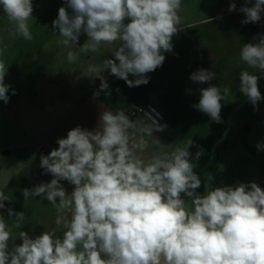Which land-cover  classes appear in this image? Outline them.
I'll use <instances>...</instances> for the list:
<instances>
[{"label":"clouds","instance_id":"1","mask_svg":"<svg viewBox=\"0 0 264 264\" xmlns=\"http://www.w3.org/2000/svg\"><path fill=\"white\" fill-rule=\"evenodd\" d=\"M64 4L52 28L70 62L78 59L73 46L86 56L101 45L115 44L114 58L88 69L101 80L105 94V71L128 87L147 85L148 74L163 66L165 53L173 51V37L184 29L182 0ZM0 10L13 26L11 37L32 39L28 22L33 0H0ZM228 11L243 13V25L259 23L264 0H244L239 8L232 0ZM81 35L86 37L83 44ZM253 41L242 45L239 56L256 71L239 72L238 91L258 110L264 100L258 87L264 77V33ZM6 73L0 60V101L5 104L17 94L5 83ZM216 78L206 68L189 76L195 84H208L199 89L193 108L221 123V101L227 102L230 88L211 84ZM155 111L132 118L124 111L102 110L95 129L76 126L57 138L58 147L40 154V167L52 178L23 189L22 195L47 200L56 211V228L38 235L24 231L25 213L7 207L9 198L0 191V210L7 209L12 219L9 224L0 215V264H264V189L255 181L212 187L209 176L205 191L198 192L202 180L194 169L203 149L193 157V141L178 140L168 151L169 145L154 135L166 128ZM150 142L154 151L146 155ZM256 148L264 151V142ZM62 181L74 186L70 193Z\"/></svg>","mask_w":264,"mask_h":264},{"label":"crops","instance_id":"2","mask_svg":"<svg viewBox=\"0 0 264 264\" xmlns=\"http://www.w3.org/2000/svg\"><path fill=\"white\" fill-rule=\"evenodd\" d=\"M185 2L186 0H182V3ZM182 13L181 9L180 14ZM223 14L203 17L197 22L185 23L181 26L184 29L172 40L173 51L165 53L166 60L162 67L148 74L151 79L147 85L128 87L124 80L117 79L108 71L103 72L102 75L109 85V94L100 90L101 80L94 78L95 74H90L88 69L90 66L101 65L106 58H114L111 52L115 44L101 45L98 52L86 56H80L79 46H73L72 50L78 54L75 62L68 60L66 48L63 58L52 52L56 61L50 69L55 71L53 78L58 81L51 79L47 74L46 79L42 78L34 86V101L20 102L13 105L9 111L21 131L35 138L37 141L35 144L47 141V148L51 151L58 147L57 138L66 137L70 129L76 126L95 129L102 110L124 111L130 114L132 109L152 104L166 116V121L163 123L166 125L165 130L154 133L161 142L166 134L172 133L176 139L184 143L193 141V146L190 148L192 155L203 149V155L195 161L198 166L195 172L202 175L200 178L203 182L204 173L208 174L214 170L206 166L220 164L226 152L236 149L241 140L245 141L247 135L242 128L247 121L250 119L257 122L263 114V100L258 104V110L250 109L239 102H232L230 105L231 86L234 79L240 80L239 76L236 77L237 62H232L230 55L235 50H240V46L229 47L225 44L224 36L228 43L230 34H225L224 30L222 32L213 30L209 26ZM257 25L264 27L262 19ZM203 26L208 29L204 34L205 43H202L201 39L203 30L201 31L200 28ZM188 34L190 37L187 36ZM247 34L245 32L239 34L242 43L247 39ZM60 61L68 68L59 73L56 67ZM199 68H206L217 74V78L213 79L211 84L230 88L227 102L221 101V123L212 121L208 115L192 106L199 101V89L208 87V84H195L189 79L190 74ZM97 92L100 93L99 96L94 95ZM247 124L246 129H250ZM234 140L235 143H232ZM150 147H152L151 142ZM230 165L235 166L234 163ZM226 170L230 171L228 168ZM250 170L257 176L263 174L261 165L255 164ZM240 175L242 174L239 171L234 177L239 178ZM197 191L203 193L204 184H201Z\"/></svg>","mask_w":264,"mask_h":264},{"label":"rangeland","instance_id":"3","mask_svg":"<svg viewBox=\"0 0 264 264\" xmlns=\"http://www.w3.org/2000/svg\"><path fill=\"white\" fill-rule=\"evenodd\" d=\"M231 2L232 0H186L185 3H182L181 8L183 12L181 14L183 15L181 26L185 23L197 22L203 17L224 13V17L221 16L222 18H218L209 26L213 30L220 32L224 30L225 34H230L231 37L228 43L226 42V36H224L226 45L232 48L233 46H240L241 48L244 43L254 42V37L264 33V27H258L257 24L259 23L243 25L241 23L244 19L243 13L239 11L230 13L228 11ZM234 2L237 8L244 4V0H234ZM62 6H65L64 0H33V18L28 22L32 33L31 40H25L22 37H11L9 33L12 31L13 26L9 23L2 10H0V60L5 63L7 69L5 83L10 84L11 88L15 89L17 93L15 95L9 93L11 98L7 104L0 101V191L4 192L9 198L10 205L7 207L13 208L16 212L23 211L25 213L23 230L29 231L33 235H38L43 230H52L57 227L54 224L55 208L47 200H40V197L25 200L22 195L23 189H30L41 182H48L52 178L50 174L43 173L39 159L40 154L47 155L50 150L47 148V141L35 144L37 142L35 138H32L25 131H21L9 109L23 101L25 103H30V100L34 101V86L42 78L46 79L47 74L51 79L58 81L53 78L56 74L55 71L50 69L55 64L54 61H56L53 53L63 58L65 47L58 43L61 37L53 33L52 21L58 14V9ZM262 16V26H264V15ZM200 30H203L201 39L202 43H205L204 34H206L208 29L203 26ZM244 32L248 33V37L242 43V38H239V34ZM187 36L190 37L189 34ZM220 39L222 38L220 37ZM232 48L230 50H233ZM239 52L240 50L237 49L230 55V60L237 62L235 67L236 77L239 76L241 70L245 69L255 74V69L249 68L240 60ZM62 64V61H60L58 67H56V71L59 73L68 68ZM256 74L260 76L259 72ZM239 83L240 80L234 79V83L231 86L230 105H232V102H239L250 109H254L247 98L238 91ZM258 87L262 96H264V77L258 79ZM262 107L263 114L259 120L254 122V120L249 119L247 121L248 124H246L250 126V129H246V124L243 126L242 130H245L244 132L247 135L245 141L241 140L238 142L236 149L226 152L222 156L220 164L206 166L207 168L211 167V170L214 168V170L203 175L202 184H204V191L205 182H207L209 176L212 177V187L232 185L236 181H255L264 189V151H258L256 148L257 142H264V100ZM177 141L178 139L175 138L174 134L168 133L164 136L162 143L169 145L167 150L171 151L176 146L175 143ZM232 143H235V140ZM5 147L10 148L6 149ZM7 151H9V154H7ZM153 151V146L149 147L148 155H151ZM192 156L194 157L195 155ZM227 163L229 164L226 165ZM230 163H234L235 166L230 165ZM255 164L262 166V175H254L250 170ZM224 165L226 167H223ZM202 167L204 168L205 166L203 165ZM227 168L230 171L226 170ZM239 171L242 175L239 178L238 176L234 177ZM199 177H202V175H199ZM62 183L70 193L74 186L67 181H62ZM2 211L6 222L11 224L12 219L8 217L7 209ZM61 234L62 229H57V235ZM20 242L17 239L16 243L19 244ZM9 243L11 244L12 241Z\"/></svg>","mask_w":264,"mask_h":264},{"label":"built area","instance_id":"4","mask_svg":"<svg viewBox=\"0 0 264 264\" xmlns=\"http://www.w3.org/2000/svg\"><path fill=\"white\" fill-rule=\"evenodd\" d=\"M153 109L156 110L154 113L156 119L159 121V123L163 124L166 121V116L164 115L163 112H161L158 108H156L152 104H148L144 107L132 109L129 115L132 118L142 117L146 112H152Z\"/></svg>","mask_w":264,"mask_h":264},{"label":"trees","instance_id":"5","mask_svg":"<svg viewBox=\"0 0 264 264\" xmlns=\"http://www.w3.org/2000/svg\"><path fill=\"white\" fill-rule=\"evenodd\" d=\"M69 12H71L70 9H69ZM56 17H57V15H56ZM85 39H86V37L84 35H81L79 44H83ZM5 204H6V206L10 205V201H6ZM0 215H4V212L2 210H0Z\"/></svg>","mask_w":264,"mask_h":264}]
</instances>
